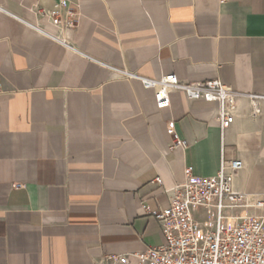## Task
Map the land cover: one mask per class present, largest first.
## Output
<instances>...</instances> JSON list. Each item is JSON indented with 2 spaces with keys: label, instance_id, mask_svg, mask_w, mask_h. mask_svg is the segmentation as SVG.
<instances>
[{
  "label": "crops",
  "instance_id": "1",
  "mask_svg": "<svg viewBox=\"0 0 264 264\" xmlns=\"http://www.w3.org/2000/svg\"><path fill=\"white\" fill-rule=\"evenodd\" d=\"M56 1L0 0V264L160 244L143 205L166 208L164 190L186 168L216 173L222 150L244 161L235 186L264 192V101L222 131L212 102L173 92L159 109L123 74L264 94V0H70L73 26L42 13Z\"/></svg>",
  "mask_w": 264,
  "mask_h": 264
},
{
  "label": "built area",
  "instance_id": "2",
  "mask_svg": "<svg viewBox=\"0 0 264 264\" xmlns=\"http://www.w3.org/2000/svg\"><path fill=\"white\" fill-rule=\"evenodd\" d=\"M42 13L56 23L64 17V24L74 25L70 0H57L53 9ZM123 74L150 91L159 109L171 106L173 92L187 100L212 102L222 131L238 117L254 118L262 111L263 93H239L218 77L181 81L173 72L158 77L131 71ZM241 101L248 107L246 114ZM171 134L170 147L183 148L185 141L173 128ZM244 167L243 159L228 158L222 150L216 173L198 175L186 168L184 179L164 190L168 195L166 208L143 205L144 212L159 223L162 242L131 253H105L96 264H264V192L235 186V177ZM157 181L161 183L159 178Z\"/></svg>",
  "mask_w": 264,
  "mask_h": 264
}]
</instances>
